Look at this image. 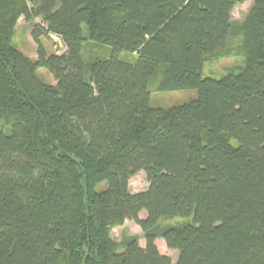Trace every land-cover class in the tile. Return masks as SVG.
<instances>
[{"label":"trees","instance_id":"trees-1","mask_svg":"<svg viewBox=\"0 0 264 264\" xmlns=\"http://www.w3.org/2000/svg\"><path fill=\"white\" fill-rule=\"evenodd\" d=\"M242 1L0 0V264H264V0L235 21ZM20 17L42 21L35 59L12 41ZM225 56L243 64L203 75ZM175 90L194 94L151 104ZM174 217L192 221L157 229ZM126 219L143 246L112 238Z\"/></svg>","mask_w":264,"mask_h":264},{"label":"rangeland","instance_id":"rangeland-1","mask_svg":"<svg viewBox=\"0 0 264 264\" xmlns=\"http://www.w3.org/2000/svg\"><path fill=\"white\" fill-rule=\"evenodd\" d=\"M253 0H244L242 2H238L234 5V7L231 10L230 17L231 19L235 21H242L247 13L249 12ZM42 21L40 17H35L31 20H25L23 17H20L16 23V29L14 36L12 38V41L14 45L27 57L35 59L36 58V49L37 45L32 39L31 32L34 27V24H41ZM84 29V28H83ZM42 44L46 51L48 53H62L65 51V46L61 39L53 34H43L41 37ZM239 42V38H235L232 43L233 45L237 44ZM105 51V48L102 47H96L92 45V43L88 42L87 45H85V51L86 54H92L93 53H100L102 54ZM120 56L131 60L135 56L127 53V52H121ZM243 64V58L241 56H225L221 57L219 59H216L214 61L205 62L203 64V75L204 76H210L214 78H220L222 75H224L228 70L235 69L237 66ZM37 73L40 76V78L49 83H55L52 75L44 68H38ZM194 92L192 90L187 91H163V92H157L152 93L151 95V104L154 106H170L174 104H180L184 101H186L190 96H192ZM105 184H100V187H104ZM148 187V180L146 178V175L144 171H138L134 175H132L128 181V190L130 192H140L144 191ZM145 211L142 210L139 213L140 218L145 217ZM192 221L191 217H174L171 219H164L161 218V220L158 222L157 229L160 230L161 227H180L183 224H187ZM130 235H136L138 237V243L139 245L143 246L144 241V235L141 230V228L132 220L126 219L122 225L116 226L111 230V236L116 241L122 239L124 236H130ZM155 244L158 248V250L168 255L172 261L174 262L177 257V252L174 249H170L165 245L164 240L158 236L155 239Z\"/></svg>","mask_w":264,"mask_h":264}]
</instances>
